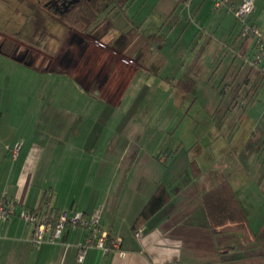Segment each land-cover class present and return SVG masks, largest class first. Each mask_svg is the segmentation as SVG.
<instances>
[{
	"label": "crops",
	"instance_id": "1",
	"mask_svg": "<svg viewBox=\"0 0 264 264\" xmlns=\"http://www.w3.org/2000/svg\"><path fill=\"white\" fill-rule=\"evenodd\" d=\"M1 1L0 55L18 63L30 74L51 78L56 86L49 87L48 84L40 96L53 95L57 104L63 106L67 93L68 98L73 97L74 110L71 136L54 128L48 132L37 131L44 138L37 135L27 138V133L22 138H8L0 133V200L10 201L17 211L31 210L36 209L47 194L53 213L72 211L89 215L98 210L99 224L109 232L111 239L120 238V245L105 254L98 248L87 247L80 261L77 254L79 246L85 243L84 229L66 230L57 243L32 245L29 240L31 227L19 217H12L0 222V264H264V214L259 216L261 212H258L255 218L252 217L253 221L243 208L234 183L222 177L225 174L246 175L244 169H250L254 182L264 183V138L243 137V127L248 123L254 125L255 132L259 128L251 118L252 112L246 116L245 112L249 104L262 95L264 78L258 79L251 70L247 72L240 68L241 59L244 61L251 52V44L240 36L233 12L226 8L215 11L211 0H186L185 3L182 0H157L140 21L135 19L137 15H129L128 8L118 12L125 16L126 22L117 26L115 19L103 14L113 10L106 6L98 8L97 22L86 29L83 25L63 27L54 17L51 28L60 39L50 40L41 51L17 37L25 22L24 8L18 6L17 0ZM240 2L227 0L234 6ZM185 4L189 5V11ZM184 16L188 23L182 22ZM250 21L258 29L264 45V0L253 1ZM157 32L160 37L148 38ZM204 43L211 49V55L214 53V60L221 57L222 63L226 56L229 57L225 70L218 67V71L213 72L209 66L205 69L197 66L193 56ZM66 48L71 49V56H67ZM40 59L44 60L38 65ZM50 62L54 65L50 66ZM229 73L231 79L228 81ZM212 78L214 81L210 84ZM185 79L193 81L189 92L176 85ZM66 80L71 84L68 89L64 87ZM198 80L203 88L195 92ZM145 87L152 91L147 93L150 95L155 90H164L173 98L175 109L188 95H199L200 92L204 93V98L201 102L198 97L191 98L193 104L203 102L208 109L211 106L219 109L226 95H230L226 103L228 114L222 116L221 126L217 128L215 124L212 126L215 130L206 138H192L189 144L197 146L202 142L207 149L216 145L215 152L206 151L190 160L191 169L192 162L199 169L192 170L190 177L196 181L204 168L222 169L224 165L227 169L224 173L215 171L221 177H213L203 185L178 184L174 172L169 182L166 181L167 162L170 158L173 160L177 149H164V141L145 151L140 146L138 151H129L128 145L117 165L111 167L115 158L110 151L112 140L110 137L99 140L107 134L110 120L106 118L115 119L110 132L122 125L121 116L128 114ZM207 95L211 98H206ZM240 96L246 97L247 105L238 113L229 105ZM260 111L258 120L264 121V103ZM98 113L102 114L98 116ZM46 115L42 108L33 110L27 131L34 124L35 127L46 124L45 128H49V123H45ZM53 116H63V111L54 110L50 114ZM1 118L0 111V123ZM99 120H103L99 123L103 125L99 139L80 140V129L84 128V136H90ZM66 138H77L71 151L65 149ZM98 141L100 146H96ZM118 142L125 141L120 138ZM16 143L21 146L12 157ZM86 144L87 160L91 159L92 163L88 169H82L80 152L85 153L82 149ZM180 144H183L181 138ZM229 153L234 155L235 163H218L216 167L214 163ZM260 158L262 160L258 161ZM117 175L121 177L118 179ZM224 180L235 190L249 219L255 233L253 243H243L237 233L212 235L209 230L200 196ZM158 186L168 192V200L139 228L142 236L136 238L133 223Z\"/></svg>",
	"mask_w": 264,
	"mask_h": 264
},
{
	"label": "rangeland",
	"instance_id": "2",
	"mask_svg": "<svg viewBox=\"0 0 264 264\" xmlns=\"http://www.w3.org/2000/svg\"><path fill=\"white\" fill-rule=\"evenodd\" d=\"M32 1V0H31ZM37 3H40L41 0H33ZM157 0H130V3L125 7L128 8V12L130 16H136L135 19L137 21H140V18L142 16L147 15L150 10L154 7V3ZM42 2H46V0H42ZM2 1L0 5H2ZM41 4V3H40ZM116 12V9H113L109 12L103 13L105 17H109V19H115V23L117 26L123 25L125 21V16L122 13H116L114 15L110 14ZM178 14V12H177ZM176 16L178 17V15ZM175 15V14H174ZM185 15V14H183ZM151 20V19H150ZM153 21V19H152ZM188 23L185 16L182 17V22ZM238 29L239 26L236 23ZM77 26H82L81 23L77 24ZM1 29V27H0ZM243 37L242 35H240ZM251 39H248L247 42L250 43ZM206 42V41H205ZM38 50L43 51L44 49H41L39 47L34 46ZM199 50L195 52L193 59L194 62L197 63V66L202 67L203 69L209 68L215 72L218 71L217 68L225 70L228 63H229V57L226 56V60H223L221 63V57L214 60L212 56V52L210 51V48H207V44H200ZM71 49L66 48L67 56H71ZM70 53V54H69ZM32 54H30L31 56ZM66 56V57H67ZM222 56V55H220ZM34 57V54L31 56ZM84 58V57H83ZM36 58L33 59V62L35 63ZM44 59H40L38 65L42 64ZM239 62V61H238ZM236 62L235 65L238 63ZM242 62V63H241ZM45 63V62H44ZM79 63V61H78ZM241 69H246L247 72L250 70V67L241 59L240 61ZM50 66L54 65L49 63ZM48 65V66H49ZM211 74V72H210ZM199 79V78H198ZM231 79V74H227L226 80ZM214 81V78L210 80V84H212ZM49 84V87H55L56 84L53 82V80L49 77H40L36 74H30L28 71L19 65L18 63H12V61L3 58V55H0V111L2 112V118L0 123V133L1 136H8V138H22V135L27 133V138L31 136H39L40 138H44V136L38 135L37 131L41 133L42 129L46 130L47 132L49 130L59 129L61 131H64V134L67 136H71L73 127L72 125V114H73V97L71 96L68 98V95H64V104L61 106V104H57V102L54 100L55 96H40V93H43L44 87H46ZM70 81L66 80L64 87L68 89L70 87ZM203 88L201 80H198V85L195 92L201 91ZM261 88L263 90L262 95H259L257 100L254 101V103H250L248 106L247 111L245 112V116L249 113L251 115V118H253L254 122H257L258 129L257 132H255L254 128H252L254 125L251 123H248L243 127V122L240 124L241 128L243 127V137L244 138H264V121L258 120L260 116V106L264 103V81L262 82ZM152 93L148 87H145L141 90L140 94H138L136 100L134 101L131 109L129 110L128 114L125 116H121L122 118V125L119 127H116L114 130L109 131V128H111L112 124H114L115 119L112 117L110 119V116L106 118L110 120L108 127H107V134L105 136H100V139L98 138L101 130L103 129V125H100L99 123L103 120H99L97 127L93 128V133L89 136H84L83 131L84 128H81L82 136L80 137V140L83 138H93V140H105L110 139L112 140V144L110 145V151L115 154V158L112 159L111 167H115L118 163L119 157L121 153L125 150V148L129 145V151H138L140 146L142 148V151L148 150L153 145H160L161 142L164 141V149L165 147H171V149H177L176 152L173 154V160L171 158L167 162L168 167V175L167 180L169 182V179L172 178L173 173H176V178L178 184L181 182H193L194 184L203 185L206 181L210 180L213 177H217L215 171H219L220 173H224L227 169H224V165H222V169H206L204 168L200 175L197 177V180L194 181L190 177L191 174V167L189 165V162L191 159H196L197 156H202L205 154V152H215L216 145L210 146L207 149V145H203L202 142H200L197 146H190V142L192 141V138H206L210 131L215 130L212 126L215 127V124L217 125V128H219L222 124V116L225 114H228L227 111V101L230 95H226L224 98V101L220 105V108H214V106H211V108L208 109V105L206 106L203 102L202 103H194L191 98L198 97L199 101L201 102L202 98H204V93L200 92V94H192L188 95L181 103V105L177 106L176 109L173 105V98L169 97V94L165 93L163 90H155V92L150 95L147 93ZM219 92V91H218ZM219 95V94H218ZM11 96V97H10ZM206 98H211L210 96H205ZM243 97V96H242ZM40 98V99H39ZM43 99H45L43 101ZM262 103V104H261ZM255 106V107H254ZM206 107V108H204ZM42 108L44 113L47 114L45 118V123H49L48 127L45 128L46 124L44 126L35 127V124L32 125L31 129L28 130V125L30 124V117L33 119L32 111L38 110ZM64 109V110H62ZM56 111H63V116H53L50 117V114L52 112ZM238 113L241 112L240 109H237ZM235 111V112H236ZM102 113H98V116H100ZM244 114V113H243ZM248 114V115H249ZM60 115V114H59ZM258 116V117H257ZM100 118V117H99ZM101 119V118H100ZM136 119H139L136 120ZM40 118L38 117V121L40 122ZM59 121V124H58ZM213 124V125H211ZM59 125V127H57ZM112 128H114L112 126ZM256 129V128H255ZM91 130V131H92ZM95 133V134H94ZM255 133L257 135L255 136ZM78 135H80L78 133ZM97 136V138H96ZM103 137V138H102ZM123 138L125 142H118L117 141ZM180 138L183 139V144H180ZM215 138V137H213ZM221 138V137H217ZM73 141H77V138H66V141L64 142V146L66 150L71 151L73 147ZM99 145V141L97 142L96 146ZM264 144H262L263 146ZM100 146V145H99ZM70 147V148H69ZM162 148V149H163ZM229 148V147H228ZM64 150V149H63ZM232 150V149H231ZM88 144L82 149V153L80 152V155L83 156L82 159V169H88L90 164L92 163V160L89 161L87 158L89 157L88 154ZM227 150H225L226 152ZM203 153V154H201ZM201 154V155H200ZM225 154V153H224ZM234 155L229 153L224 156L223 160L216 161L214 164L218 165L220 164H227L231 163L234 164ZM86 157V158H85ZM162 157V156H161ZM160 158V157H159ZM168 158V155H167ZM7 159H10V156H7ZM160 160V159H159ZM262 159H258V161H261ZM161 161V160H160ZM157 162V160H156ZM90 163V164H89ZM161 164V162H160ZM162 165V164H161ZM246 170L247 174L245 175H232V176H225L228 178L232 183H234V189L237 191L240 201L243 205V208L245 209L248 216L251 218L258 215V212H261L259 214L263 215L264 213V183L259 185L258 182H254V176L252 175V172L250 169H244ZM214 171V172H213ZM121 176L117 175V178L119 179ZM165 176H162L164 179ZM218 177H221L219 175ZM263 177V176H261ZM260 177V178H261ZM119 183V182H117ZM122 183V182H120ZM257 183V184H256ZM192 186H194L191 183ZM170 187H172L170 185ZM261 201V203H260ZM257 204H260V207L257 208ZM67 211V210H66ZM98 210H95L94 213H97ZM72 214V211H69V215ZM93 213L87 215V217L92 216ZM254 218L253 221H254Z\"/></svg>",
	"mask_w": 264,
	"mask_h": 264
},
{
	"label": "trees",
	"instance_id": "3",
	"mask_svg": "<svg viewBox=\"0 0 264 264\" xmlns=\"http://www.w3.org/2000/svg\"><path fill=\"white\" fill-rule=\"evenodd\" d=\"M17 1L18 6L23 7L25 10V22L17 37L41 49H45L50 40L60 39L59 34L53 32L51 28V22H54V17L57 18V23L63 27H76L77 24L81 23L84 29H86L97 22L96 11L98 8L101 9L108 6L109 9H116L117 13L125 12V7L130 3V0H107L103 2H101L102 0H98L101 4L96 6L94 3L96 0H61L60 2L58 0H50L56 2L57 5L59 3L58 6L55 4V7H52L49 1L41 4L33 0ZM185 2L186 0H182V3ZM155 37H160V34L157 32L148 38L153 39ZM176 85L184 89L185 92H189L193 86V81L191 79H185L177 82ZM191 165L193 171L199 170L194 162ZM168 197V192L165 188L158 186L135 219L132 230L135 232L141 228L167 202ZM43 202H49V196L47 194H44L42 202L36 209L27 210L39 212L45 209L50 218H56L60 214V212L53 213L50 210L49 203L46 207H42ZM200 202L212 235L237 233L241 241L245 244L255 241V233L250 227L249 219L240 205L235 190L227 180L220 182L202 193ZM81 214L82 216H87L85 213ZM110 240L111 237L109 236Z\"/></svg>",
	"mask_w": 264,
	"mask_h": 264
},
{
	"label": "built area",
	"instance_id": "4",
	"mask_svg": "<svg viewBox=\"0 0 264 264\" xmlns=\"http://www.w3.org/2000/svg\"><path fill=\"white\" fill-rule=\"evenodd\" d=\"M211 1L215 11L223 8L231 10L239 26L240 34L247 39H251V52L244 58V62L250 67L252 73L256 74L258 79H263L264 45L258 29L250 21L254 0H241L236 6L227 3V0ZM185 7L189 11V5L185 4ZM246 104V98L239 97L232 100L229 107L230 109L243 110ZM20 146V143L14 145L11 151L12 157L17 155ZM47 205L48 203L43 202L42 207ZM12 217H19L26 226L31 227L29 240L32 245H39L44 242L57 243L66 230L84 229L86 231L85 243L79 246L77 254V259L80 261L84 258L87 247L98 248L105 254L120 245V238L109 241V232L99 224V211L89 217L82 216L81 212H73L71 215L67 212H61L56 218H50L45 209L39 212H31L27 209L17 211L10 201L0 200V222ZM134 236L140 238L142 236L141 229H137Z\"/></svg>",
	"mask_w": 264,
	"mask_h": 264
},
{
	"label": "flooded vegetation",
	"instance_id": "5",
	"mask_svg": "<svg viewBox=\"0 0 264 264\" xmlns=\"http://www.w3.org/2000/svg\"><path fill=\"white\" fill-rule=\"evenodd\" d=\"M5 1H6V0H5ZM46 1H47V2L49 1L50 5H51L52 7H55L54 5L56 4V2H52V1H50V0H46ZM55 1H57V0H55ZM60 1H61V0H58V2H60ZM101 2H102V1H101ZM94 3H95L96 6H98L99 4H101L100 1H98V0H96ZM56 5H57V4H56ZM58 5H59V3H58ZM58 5H57V6H58ZM56 8H58V7H56Z\"/></svg>",
	"mask_w": 264,
	"mask_h": 264
}]
</instances>
